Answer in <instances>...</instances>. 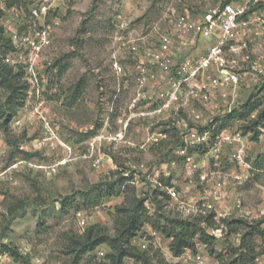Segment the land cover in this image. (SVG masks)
<instances>
[{
  "label": "rangeland",
  "instance_id": "rangeland-1",
  "mask_svg": "<svg viewBox=\"0 0 264 264\" xmlns=\"http://www.w3.org/2000/svg\"><path fill=\"white\" fill-rule=\"evenodd\" d=\"M210 1L215 0H19V4L7 8V0H0L6 8L0 23L7 37L13 40L15 33L29 28L30 10L35 5L48 7L46 17L37 23L47 26L51 36L39 69L41 95L30 88L25 106L9 123V133L0 132V264H69L70 255L64 252L68 234H81L94 224H103L113 233L115 207L132 194L157 195L164 204L162 211L194 217L182 212L179 205L181 201L187 206L199 200L203 192L200 175L205 170L217 184L223 180L228 183V195L206 202L225 214L238 211L236 214L240 212L251 222L264 221V128L258 141H253L252 133L245 135L238 119L228 125L246 137L249 151L243 166L226 155L220 167H211L207 148L187 143L188 154L200 166L190 175L186 158L174 150L184 140L173 126V118L152 121L137 116L141 108L160 102L154 87L139 85L138 66L144 52L158 48L161 36L166 34L180 46L170 18L200 14ZM204 45V40L198 42L196 50H203ZM253 47V58L264 62V35L256 38ZM139 92L146 99L134 103ZM242 92L264 108L263 85L251 91L243 87ZM224 110L219 109L212 118L197 103L195 111L203 118L190 117L185 111L178 118L198 127L218 118L213 126L216 129L227 116ZM43 116L50 122V134H44ZM126 123V142L89 151L91 138L100 132L119 130ZM152 131L166 132L167 137L160 144L143 147ZM23 151L35 155L27 158ZM63 159L67 163L58 164ZM166 163L170 176L163 178L164 183L177 188L180 202L169 203L166 191L154 190L140 169L141 164L151 171ZM119 172H126L124 176L129 178L126 187L118 196L104 197L106 185L117 180ZM187 183L191 189L186 193L181 187ZM22 202L23 210L10 214L11 208ZM149 214L152 220L144 231L164 224L155 206ZM236 214L227 218L241 217ZM81 218L86 219V225L81 224ZM214 232L235 244L240 242V233L228 234L227 229L217 228ZM6 244L16 247L27 257V263L4 252ZM197 244L203 248L202 253L210 255L207 246ZM257 244V250L263 251L261 237ZM108 251L103 244L86 255L81 264H107ZM147 252L156 264H160L159 259L185 264L154 245ZM255 262L264 264V254ZM207 264H218V260L210 255Z\"/></svg>",
  "mask_w": 264,
  "mask_h": 264
},
{
  "label": "built area",
  "instance_id": "built-area-1",
  "mask_svg": "<svg viewBox=\"0 0 264 264\" xmlns=\"http://www.w3.org/2000/svg\"><path fill=\"white\" fill-rule=\"evenodd\" d=\"M260 1L264 2V0L210 1L200 14L173 15L169 21L175 30L174 35L180 40V46H176L169 35H162L159 47L145 51L143 60L138 66L140 87H147L150 84L155 88L154 94L156 90L158 91L160 102L150 108H141L137 116L152 121L173 118V126L184 140V143L177 145L174 150L186 158L190 175L196 173L200 166L188 154L187 143L207 147L208 165L211 167H220L226 155H230L240 166L247 163L249 146L241 130L227 127L218 134L208 129L201 131V127L182 121L178 117L185 111L190 117L195 115L197 119L203 118L202 113L195 111L197 103L203 105L212 118L221 108L225 109L227 115L241 111L249 99L248 96H244L242 88L247 87L251 91L256 86H264V62L255 60L252 56L255 51L253 43L256 38L264 35V9L252 10ZM47 10L46 5H35L31 8L30 21L27 24L29 28L24 31L19 30L13 35L15 50L8 53L5 59L11 65L23 67L25 79L29 82L30 88L36 89L37 95H41L40 64L44 59L45 49L51 44L47 26L37 22L46 17ZM202 40L205 41L204 48L197 51L198 42ZM141 98L146 99L139 92L134 103H138ZM257 114L258 110L254 111L249 119L255 118ZM42 119L44 134H50L52 129L49 120L45 116ZM238 122L245 121L238 119ZM127 124L119 130L95 135L89 141V151L95 152L104 144L116 145L126 142ZM166 137V132L152 131L145 138L143 147L160 144ZM68 149L71 151V147ZM65 163L67 159L61 160L58 164ZM167 168L168 163L151 171L145 168L144 164L140 165V169L147 175V181L152 183L154 190L164 189L170 196L169 203L172 200L180 202L182 196L177 188L164 183L163 178L170 176ZM206 171L200 175L203 192L199 200L187 206L181 201L179 209L195 216L214 210L217 213L215 220L219 224L217 230H226L227 227L221 222V217H227L231 213L236 214L238 211L225 214L219 212L216 206L206 202V200H220L224 195H228L225 191L227 181L223 180L221 184H217L215 177L209 179ZM212 175H216V172H212ZM235 178L240 177L235 176ZM181 189L186 192L191 189V185L187 183ZM137 196L145 198V206L149 210L154 206L152 196L146 197L145 194H137ZM242 209L240 208V211ZM239 213L236 215L245 217ZM80 222L86 225L85 218H81ZM144 229L145 227L133 239V244L142 251H147L151 245H154L160 247L164 254L168 252L180 263L207 264L210 261V255L202 253L203 248H199L200 246L196 252L188 249L176 257L170 250V239L161 231L156 228L145 231ZM215 230L212 228L210 232L216 234ZM201 245L206 247L204 244ZM1 258L3 255H0ZM129 261L132 264H140L133 260ZM126 264H128L127 260Z\"/></svg>",
  "mask_w": 264,
  "mask_h": 264
},
{
  "label": "trees",
  "instance_id": "trees-1",
  "mask_svg": "<svg viewBox=\"0 0 264 264\" xmlns=\"http://www.w3.org/2000/svg\"><path fill=\"white\" fill-rule=\"evenodd\" d=\"M18 1L7 0L6 7L11 8L19 4ZM5 9L0 4V19L5 15ZM256 9H264V2H257L252 10ZM0 49H2L0 53V90L2 91V95H0V132L9 133L10 121L26 104L30 84L25 79V71L22 66L11 65L5 60L7 54L15 50V46L12 39L5 35V29L1 23ZM261 105L258 100L253 101V96H250L241 111L228 114L226 118L220 121L219 128H213L219 122V119L216 118L200 129L201 131L212 130L213 133L218 134L232 121L239 119L245 121L241 124L244 128V134L247 135L251 132V139L258 141L262 134V128H264V108H261ZM256 110H258V115L249 119ZM203 147L206 150L207 147ZM23 153L27 158L35 155L24 151ZM123 173L119 172L118 179L106 185L103 192L104 197L118 196L123 192V188L129 181V178L125 177ZM165 195L168 199L170 198L167 192ZM152 200L156 213L159 212L164 221L162 226L155 225L154 228L170 239V250L176 257L188 249L196 252L198 242L208 247L210 255L218 260V264H255L256 258L264 254V250L261 252L257 250V238L261 237L264 241V221L251 222L243 217L221 218V222L227 227L228 234L240 233V242L235 244L229 238L210 232L211 228L219 227L215 220L217 213L214 210H209L206 214L183 218L179 215H173L171 212L162 211L164 204H162L159 196L153 195ZM23 208L24 203L22 202L13 206L10 214L17 213ZM151 220L149 209L145 206V198H140L135 194L126 196V201L115 207L113 233L103 224H94L86 227L81 234L74 232L68 234L64 252L70 255L69 264H81L86 255L94 252L103 244L109 247V251L105 255L107 264H126V260H133L140 264H156L152 262L148 250L142 251L133 244L134 237ZM241 229L243 230L242 233L240 232ZM218 246L222 248L219 250ZM3 249L16 260L27 263V257L23 256L11 244L4 245ZM158 262L168 264L163 259H159Z\"/></svg>",
  "mask_w": 264,
  "mask_h": 264
}]
</instances>
